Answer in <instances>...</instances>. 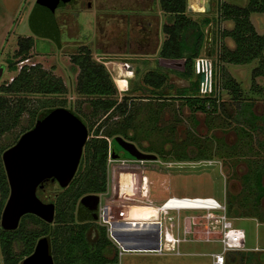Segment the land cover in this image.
Segmentation results:
<instances>
[{"label": "rangeland", "instance_id": "rangeland-1", "mask_svg": "<svg viewBox=\"0 0 264 264\" xmlns=\"http://www.w3.org/2000/svg\"><path fill=\"white\" fill-rule=\"evenodd\" d=\"M34 1L0 0V66L3 65L0 85L5 81L11 80L22 64H39V69L33 73L36 76L34 79L35 83L39 74L43 78L45 74V76H50L53 80L59 79L63 86V92L27 94L25 109L22 111L17 124L5 131L0 137L2 148L5 149L12 145L25 130L35 124L38 119L37 114L46 112L51 107L62 106L72 110L86 124L88 130L87 138L93 136L97 124L103 122L100 132L104 133L108 124L120 123L127 115L130 116V126L126 128V132L127 137L132 136V138H124L131 140L142 151L155 153L156 159H108V189L106 192L101 193V204H112V211L117 216L120 213L124 214L125 210H130L132 219L149 221L152 216L157 214V216L159 215L158 220L162 219L164 221V227L168 230L169 235L182 242H180L179 248L176 247L173 250H164L158 253H156L157 251H124L118 253L117 263L211 264L212 257L210 252L220 250V243L218 241L195 239L201 232L200 230L210 228L216 229L217 232L219 228V213L225 211L227 217L230 213L227 201L229 188L236 193L241 190V187L236 186L237 182H234V186L228 184L229 178H237L234 173L240 172L232 170L233 173L230 174L228 166L235 163L238 164V170L242 169L246 161L250 159L248 157L252 155L251 150L253 149L264 160V146L259 144V137L264 138V129L260 128L258 124H256V128H252L251 124L246 120L247 116H245L247 110L256 114L263 110L262 102H251V99L254 98L253 92L258 86L253 84L254 90L250 89L252 84L251 71L255 61L246 64L230 63L228 65L218 59L217 54L219 53L217 51L221 45L222 29L227 26L224 19L216 17L218 15V0H211V10L208 12L213 18L211 30L212 54L208 58L211 67L213 66L215 70L218 93L220 92L222 97L215 109L209 108L206 111L192 109L179 97L167 95L168 91H171L170 94H175L174 92L180 86L190 85V80L178 77L175 74L168 75L169 78L167 77V81L160 89L162 93H166L162 95L160 92L153 96L150 93L151 86L145 84L142 80L144 72L153 67H160L163 71L168 72L165 66L160 65L156 61L157 59H155L154 55L151 56L154 58L149 59H129L122 58L120 55L106 57L94 45L92 39L90 44H88L91 55L95 60L103 62L110 72L117 87V101L122 99L125 90L131 95H140L133 98L131 96L128 98L127 96L128 99H125V101L127 102L128 110L125 114H122L117 108L112 113L108 114L100 111L95 116L90 113L91 107L88 99L78 95L75 90L78 67L73 64L70 58L74 45L69 42L70 40H64L66 44L59 48L51 41L52 39L50 40L49 37L37 34L30 26L29 13ZM227 1L238 5L248 2V0ZM92 2L94 4L96 2L100 3V0H92ZM190 3L195 8L189 11L193 18H201L207 14L203 10H197L202 5L199 0H190ZM155 7L159 10L162 22L168 21L167 14L159 8L158 0H155ZM251 19L259 32L264 33V11L252 12ZM79 20L84 27L89 26L91 31H93V20L88 18L85 20L80 18ZM72 33L76 34V30L74 29L67 36L70 37ZM79 33L78 31L76 35L78 36ZM19 36H31L33 39V44L24 58L19 54H15ZM164 36L165 34L162 32L161 37L164 38ZM201 56H205L204 51ZM11 57L17 66L14 70H9L7 67L8 58ZM114 61L117 62L115 63ZM165 62L171 66L170 60H165ZM120 64L123 70L121 71L122 80L118 74ZM231 66L238 68L234 71H236L237 79L242 83V96L237 98L236 101L231 96L226 95V91L222 87L226 76L225 72ZM38 70H42L44 73ZM197 75L194 72L193 79H197ZM260 86L259 90L262 96L259 95L258 99L261 100V98L264 99V81ZM142 90L145 92H142ZM199 92L202 93L201 90ZM22 95L21 93L11 95L12 103L16 100V97ZM245 102L251 104L246 105ZM106 114L108 115L105 116ZM259 115L264 116V113L262 112ZM102 118L103 120L104 118L105 120L108 119V121L100 122ZM244 127L247 128L246 130L252 129V132H254V137H252L255 144L254 148H249L247 145L238 147L233 144L235 141L241 142L243 140L244 135L241 133L245 130ZM106 138L109 142L112 137L107 136ZM62 188L58 184L47 186L39 197L44 201L52 200L55 193L61 191ZM171 192H180L187 195L186 197L183 196V198L188 196L190 198L206 197L204 199L209 200L208 197H213L215 198L214 204L217 203L216 201L225 202V210L215 209L214 216L207 218L206 208H164L166 205H175V203H168V200H177L173 199V197L172 199H166V203L162 202ZM174 195L179 196V194ZM261 201L262 207H264V199ZM149 203L158 205V207ZM161 205H163L164 209L161 208ZM237 207L235 205L233 210H237ZM232 223L243 228L245 246L247 243L261 248L252 254L254 256L260 253L263 255L264 223L257 226L254 219L241 217L232 218ZM25 224L28 229L39 230L41 228L40 225L31 221H26ZM51 224H54V222ZM259 236H261L260 241H256ZM15 250L19 252L20 247L15 246ZM244 260L246 261V259ZM244 260L235 259L233 261L231 259L230 264H257L256 262L246 263ZM0 264H3L1 251Z\"/></svg>", "mask_w": 264, "mask_h": 264}, {"label": "trees", "instance_id": "trees-1", "mask_svg": "<svg viewBox=\"0 0 264 264\" xmlns=\"http://www.w3.org/2000/svg\"><path fill=\"white\" fill-rule=\"evenodd\" d=\"M158 4L168 17V21H164L162 24L165 36L161 41L158 55L170 60L172 72L181 77H191L195 72L194 61L204 51L206 28L209 23L213 25V18L208 14L211 9L204 11L207 14L201 18H193L187 10V0H158ZM261 11H264V0H248L243 5L226 0H218L217 3L218 15L216 17L230 21L231 25L222 29L221 37L228 36L230 42L228 44L221 41L217 51L218 59L232 63H248L256 60L257 64L251 71V90H254L253 84L258 85L255 90L260 87L261 82L258 81V77H262L264 80V33L259 32L251 19L252 12ZM17 44L15 54L24 58L33 44V39L31 36H19ZM70 58L73 64L78 67L75 90L78 95L88 99L91 115L95 116L100 111L109 114L117 108L122 114H125L128 110L125 99L130 96L131 98L140 96L131 95L125 90L122 99L117 101V87L110 72L103 62L92 57L90 48L82 46L78 51L73 52ZM7 67L9 70H14L17 67L12 57L8 58ZM37 69H39V64L24 63L11 80L1 83L0 137L17 124L25 109L27 94L63 92L60 80H53L45 74L44 78L39 74L35 83L36 76L33 73ZM225 73L222 87L227 89L233 98H239L242 96L240 82L228 71ZM167 77V74L159 67H153L144 72L142 80L151 86L150 93L156 96L162 91L160 89ZM211 77L209 92L203 94L199 92L197 75V79L191 81L189 86L177 88L175 95L171 97H179L192 109L202 111L209 108L215 109L219 96L213 66L211 67ZM142 92L145 91L142 90ZM20 93L23 95L16 97L12 103L11 95ZM52 108L54 107L37 114V118L42 117ZM102 121L106 122L108 119L104 118L103 120L102 118L100 122ZM130 121L131 118L127 115L120 123L108 124L104 133L100 132L103 122L97 124L93 136L87 138L83 145V153L73 179L61 191L56 192L52 200H49L55 205L52 220L54 224L34 213L27 212L21 216L18 226L14 229H4L0 225V251L3 264H21L22 259L32 252L36 240L41 236L48 238L53 264H108L117 261L116 254L114 257H109L106 253V250L111 249L113 245L107 235L106 226L99 224L96 220H84L85 214L76 208V204L85 194H97L107 189L109 142L106 137L117 134L127 137L126 128L130 126ZM127 138L131 139L132 136ZM3 150L0 145V213L9 193V185L2 162ZM51 185H55V183L49 182L47 186ZM42 192L43 190L37 189L38 195ZM258 193L259 196L263 193L262 187ZM25 220L34 222L41 228L39 230L28 229ZM15 246L20 247L19 252H16Z\"/></svg>", "mask_w": 264, "mask_h": 264}, {"label": "water", "instance_id": "water-1", "mask_svg": "<svg viewBox=\"0 0 264 264\" xmlns=\"http://www.w3.org/2000/svg\"><path fill=\"white\" fill-rule=\"evenodd\" d=\"M65 0H35L29 13V24L39 35L59 40L58 27L54 18V8ZM60 2V3H61ZM203 11L211 9V0H202ZM189 0L187 10L191 11ZM212 24L205 31L204 55L195 59L194 71L198 74L199 84L208 87L210 82V60ZM3 65L0 66V76ZM86 124L72 110L57 106L38 118L35 124L25 130L18 139L2 152L9 193L0 215V225L4 229L18 226L21 216L31 212L47 222L54 218L55 205L52 201L42 200L37 189L42 190L48 178L56 179L60 187H65L73 178L87 139ZM113 149L121 151L126 158L154 160L156 154L140 150L131 140L117 134L111 139ZM118 153H112L117 157ZM96 193L83 195L78 210L83 213L86 207L97 203ZM111 234L118 240L124 251H153L160 248V222L132 219L128 217H107ZM150 229V230H149ZM152 229V230H151ZM149 236L141 238L144 233ZM21 264H53V256L46 236L36 240L33 251L25 256ZM118 264V263H115Z\"/></svg>", "mask_w": 264, "mask_h": 264}, {"label": "flooded vegetation", "instance_id": "flooded-vegetation-1", "mask_svg": "<svg viewBox=\"0 0 264 264\" xmlns=\"http://www.w3.org/2000/svg\"><path fill=\"white\" fill-rule=\"evenodd\" d=\"M60 2L53 10L55 22L58 27L59 40L54 41V39L50 38L59 48L66 44L65 41L70 40L69 42L74 45L72 50L73 53L78 51L82 46L89 48L88 44H90L93 39L94 45L98 47L106 57L120 55L122 58L129 59H149L153 58L151 57L152 54L157 49V46L161 44L163 22L159 10L155 7V0H100V3L96 2L95 4L92 0H65ZM80 18L83 20L86 18L93 20V31H91L89 26L84 27L79 20ZM74 29L76 30V34H78V31L80 32L79 35L77 36L72 33L70 37L67 36L70 32H73ZM114 62L116 63L117 61ZM111 139L112 138L109 140L110 157L112 159L125 158L122 156L123 154L121 151L113 149ZM113 152L119 155L113 157ZM49 182L59 185L56 179L52 180L48 178L45 181L44 188L42 189L43 191L46 189ZM107 189L104 192H106ZM101 193L103 192L97 193L99 195L97 203L86 207L84 212L86 218H84V220H96L99 224L105 225L107 229V225L99 221ZM79 200L76 204V208H78ZM109 205L110 209L106 211V218L116 217L117 214L112 211V204ZM112 243L111 249L106 250V253L109 257H114L116 254L117 261L109 262L108 264H115L118 262V247L113 241Z\"/></svg>", "mask_w": 264, "mask_h": 264}, {"label": "crops", "instance_id": "crops-1", "mask_svg": "<svg viewBox=\"0 0 264 264\" xmlns=\"http://www.w3.org/2000/svg\"><path fill=\"white\" fill-rule=\"evenodd\" d=\"M197 10H198V8H197ZM224 20L226 21V24H227L226 27H230L231 26L230 25V21H228L226 19H224ZM220 40L221 41H225V43H228V44L230 42V38L228 36H225L224 38L221 37ZM159 47H160V44L157 46V49L154 51L152 56L154 55L155 59H157L156 61L160 65H163V66H165L167 68L168 72L164 71L167 74V76L168 75L171 76V74L177 75L175 72L173 73L170 70L171 66L168 65V63L165 62L166 59L162 58V57H160L158 55ZM253 61H255L254 65H253V67H254L257 64L256 60H252L251 62H248V63H252ZM225 63H227L229 65L232 62H225ZM235 64H246V63H235ZM120 66H121V64H120ZM159 69H160V67H159ZM235 69H238V68H235V66L234 67L231 66V67H228L227 71L232 77H234L237 81H239L237 79V77H236V74H235L236 71H234ZM160 70H162V69H160ZM169 76H168V78H169ZM178 77H181V76L178 75ZM181 78H186V77H181ZM187 79L190 80V82L195 80V79H193V75L191 77H188ZM257 79H258V81L261 82V84L264 81L262 77H260V78L258 77ZM121 80H122V78H121ZM240 86L242 87V83L241 82H240ZM180 87H182V86H180ZM259 89L260 88L256 89L253 92L254 93L253 94L254 98L251 99V102H254V103L262 102L263 110L260 113H262V112L264 113V99L263 98H261V100L258 99V97L262 96L260 94V90ZM169 90H170V87H169ZM225 91H226V95H228L229 97L231 96V98L236 101V98H233V95L231 93H229V91L227 89H225ZM163 93H166V92H163ZM170 93H171V91H168L167 95H172V96L175 95V94H170ZM217 94H218L219 100H220L222 98L221 95H220L221 93L219 92ZM162 95H164V94H162ZM250 104L251 103H246V105H250ZM256 105H258V104H256ZM259 114H256V113H254L252 111H248L247 110V114L245 115V116H247L246 120L251 124L252 128L253 127L256 128V126H257L256 124H258V126L260 128L264 129V127H263L264 118H262L264 116L259 115ZM244 129L245 130H243L242 133H241L242 135H244V138H242L243 140L242 141L239 140L241 142L235 141V142H233V144H236L238 147L239 146L243 147L244 145H247V146H249V148H252V147L254 148L255 144H254L253 138H252V137H254V134H253L254 132H252V129L251 130L250 129L246 130L247 128H245V127H244ZM259 139H260L259 140V144H261V146L262 145L264 146V138H262L260 136ZM251 153H252V155L248 157L250 159H248V161H246V163H245V165L243 166L242 169L238 170L239 169L238 168V164H235V163H232V164H230V166H228L229 170H230V174L233 173L232 170L234 172H235V170L240 171L239 173L238 172L234 173L237 176V178H229L228 184L230 186L231 185L234 186L235 185L234 182H237L236 186L241 187L240 192L239 193L237 192L238 194L236 192H233L231 188H229V190H228V195H227L228 199H227V201H228V210L230 212L228 218H230L231 220H232V218H236V217H241V218H245V219L246 218H252V219H254L256 221V225L259 226L260 224L264 223V207H262L263 204H262V201H261L262 199H264V160L261 159V155H257V151H255L254 149L251 150ZM229 155L232 156L231 154H229ZM107 186H108V184H107ZM260 187L263 188V193L259 196L258 191L260 190ZM174 194H179V196L174 195ZM183 196H187V195H184L183 193H180V192L179 193L171 192V193H169L167 195V197H165L162 200V202H165V200L168 199V198L172 199V197H173V199H177V200L182 201V202H176V201H173V200H168L169 201L168 203H175V205H176V204H182V203H185V202L189 203L188 201L191 202V200H184L182 198ZM188 197H190V196H188ZM208 199L209 200H208V203H206V205L210 206L211 204H214V202H215L214 199L215 198L208 197ZM149 204L153 205L152 203H149ZM235 205L238 206L237 210H233ZM153 206H157L158 207V205H153ZM170 206L171 205H166L164 208H176V209L177 208H191V207H182V206H177L176 207V206H173V205H172L173 207H170ZM161 207H163V205H161ZM192 208H199V207H192ZM128 213H129V210L128 211L125 210L124 214L123 213L119 214V218L128 217ZM158 216H157V214L155 216H152V218H150V221L158 220ZM140 220H142V219H140ZM161 222H162L161 226H162V228H164V221H162V219H161ZM186 227H185V229L188 230ZM200 231H201L200 232L201 234L199 232H197L199 234H198V237L195 240L218 241L217 237H216L217 236V234H216L217 232L211 231V232L207 233L205 230H200ZM148 236H149V233L146 232L140 237L141 238L142 237L146 238ZM260 239H261V236H259V238H256V241L257 240L260 241ZM180 242H182V241H177L176 242V240H175V248L176 247L179 248ZM260 249L261 248L257 247V245L253 246L251 244H247L246 243V246L243 249L228 250L226 252V254H225V264H230L231 259H233V261L235 259H237V260L238 259H241V260L246 259V261L244 260L246 263L256 262L257 264H264V254L262 255L260 253V254L255 255V256L252 254V253H254V251L260 250ZM156 253H158V252H156Z\"/></svg>", "mask_w": 264, "mask_h": 264}, {"label": "built area", "instance_id": "built-area-1", "mask_svg": "<svg viewBox=\"0 0 264 264\" xmlns=\"http://www.w3.org/2000/svg\"><path fill=\"white\" fill-rule=\"evenodd\" d=\"M199 57H201V56H199ZM209 76H210V82H209L208 87L204 86L203 84H199V90H201L202 94L205 92H209L211 90V82H212L211 65H210V69H209ZM109 157H110V154H108V159L113 160L111 157L110 158ZM121 159L137 160V159H131V158H126V157L121 158ZM184 197H186V196H184ZM187 198H190V197H187ZM196 198L203 199L202 197H193L190 199H196ZM204 198H206V197H204ZM216 202H217L216 204H211L210 206H206V207L199 206L201 208L207 209V215H206L207 218H211L214 216L215 209L225 210V202H222V201H216ZM109 207H110V205L105 204V203L103 205L102 204L100 205V207H99V221H102L103 223H105L107 225L108 237H110L111 240L117 245L118 253H122V252H124L122 245L111 234V230L109 227L110 223L106 218V216H107L106 211L108 209H110ZM161 208L164 209L163 207H161ZM218 220H219V228L217 230L218 234L216 237H217V240L219 241L221 246H220V250L210 252V255L212 257L211 258V264H225V254L228 250L243 249L245 247V232H244L243 228L233 225L232 220L227 217V215L225 214V211L219 213ZM158 221L160 222V248L153 250V251L163 252L165 250V248H166V250H173V248H175V240L177 241V239L172 237L171 235H169V232L165 227L162 228L161 220H158ZM213 227H215V226H213ZM205 231L207 233H209L211 231L216 232V229L208 228V229H205ZM167 237L171 238L168 240L169 244H171L169 246H165Z\"/></svg>", "mask_w": 264, "mask_h": 264}, {"label": "bare ground", "instance_id": "bare-ground-1", "mask_svg": "<svg viewBox=\"0 0 264 264\" xmlns=\"http://www.w3.org/2000/svg\"><path fill=\"white\" fill-rule=\"evenodd\" d=\"M202 0H199V3H202L201 2ZM189 2H190V0H189ZM191 4V3H190ZM192 6V5H191ZM194 8V7H193ZM204 7H203V4L200 6V8H198V10H202ZM121 71H123L122 69H121V66L119 65V67H118V72H119V75H120V77L121 78H123L122 77V73H121ZM183 199H186V200H190V199H188V198H183ZM198 199V200H197ZM173 201H176V202H182V201H179V200H173ZM189 203H187V202H185L186 204H180V205H173V206H182V207H199V206H201V207H206V206H209V205H205L206 203H208V200H206V199H202V200H199V198H196V200L195 199H192L191 200V202L190 201H188ZM173 206H170V207H173ZM168 207V206H167ZM169 239H171V238H169V237H167L166 238V243H165V246H169L170 244H169ZM168 248V247H167ZM165 250H166V248H165Z\"/></svg>", "mask_w": 264, "mask_h": 264}]
</instances>
